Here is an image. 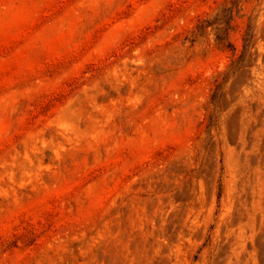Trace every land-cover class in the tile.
<instances>
[{
    "label": "rangeland",
    "instance_id": "374dc122",
    "mask_svg": "<svg viewBox=\"0 0 264 264\" xmlns=\"http://www.w3.org/2000/svg\"><path fill=\"white\" fill-rule=\"evenodd\" d=\"M0 264H264V0H0Z\"/></svg>",
    "mask_w": 264,
    "mask_h": 264
}]
</instances>
